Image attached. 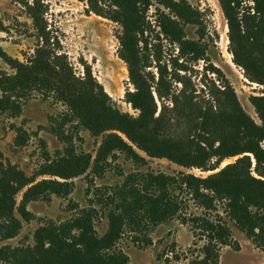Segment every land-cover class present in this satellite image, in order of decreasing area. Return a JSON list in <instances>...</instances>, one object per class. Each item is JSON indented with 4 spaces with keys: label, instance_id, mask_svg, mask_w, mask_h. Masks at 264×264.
Masks as SVG:
<instances>
[{
    "label": "rangeland",
    "instance_id": "374dc122",
    "mask_svg": "<svg viewBox=\"0 0 264 264\" xmlns=\"http://www.w3.org/2000/svg\"><path fill=\"white\" fill-rule=\"evenodd\" d=\"M28 1L41 7L51 47L39 42L24 7L9 0H0V22L6 27V31H0V46L12 58L32 64L27 75L30 80L49 82L54 87L44 85L26 95L18 117L0 112V179L13 178L15 171L21 173L15 177L23 176L22 183H27L15 195L14 215L22 222V229L15 238L0 242V247L10 246L13 251L32 249L38 230L68 222L79 209L90 206L99 211L95 226L99 236H104L110 231L109 210L99 201L94 205L90 201L110 195L119 198L126 194L131 198L128 189L140 194L148 174L185 173L206 179L228 166H236L231 173L233 183L239 184L250 176L264 182V141L254 137H264V122L251 101L259 99L258 107L264 115V0H187L193 10L201 13L206 37L200 38L197 26L181 22L184 44L167 37L160 28L158 10L170 14L169 10L156 3L146 10V19L153 27L147 49L144 42L140 44L150 55L142 75L151 84L157 105L155 116L164 112L160 129L136 124L129 128L107 114L93 98V92H100L98 83L110 97L113 109L133 118L140 113L126 98L127 92L135 89L127 63L120 57L124 26L113 17L112 10L117 7L112 1L94 6L88 0ZM134 22L131 18L130 25ZM192 42L207 45L205 59H196L191 53ZM233 51L240 65L234 63ZM36 57V62L43 59L49 64L50 71L44 72L36 65ZM159 67L164 86L168 85L170 96L174 95L173 101L172 97L161 98L156 91ZM0 71L15 74L1 58ZM64 96L71 98L76 108ZM81 117L93 129L82 125ZM202 123L206 137L198 141L193 131L186 138L193 124ZM14 128L27 133L28 140L21 148L15 145ZM63 135L66 139H61ZM241 136L248 139H238ZM119 140L132 146L144 162L137 164L114 149ZM171 141L177 144L171 152L161 149ZM246 148L251 151L225 156ZM206 152L220 155L204 162ZM45 170L48 173L42 175ZM44 181L73 184V191L64 198L48 188L32 190L30 196L37 199L28 202L27 210L33 219L26 221L18 208L25 194ZM124 186L126 193L121 192ZM246 190L264 207V194L257 193L254 186ZM180 197L187 204V214L221 219L231 230L232 243L221 247L220 264H264V249L229 218L225 201L216 203V211L206 212L197 208L185 192L180 191ZM124 222L117 249L128 255L130 264H192L202 256L206 239L179 217L141 234L132 232L126 219ZM145 238H150L152 245L145 247ZM136 239L141 240V245ZM158 256L162 259L158 260Z\"/></svg>",
    "mask_w": 264,
    "mask_h": 264
},
{
    "label": "trees",
    "instance_id": "16d2710c",
    "mask_svg": "<svg viewBox=\"0 0 264 264\" xmlns=\"http://www.w3.org/2000/svg\"><path fill=\"white\" fill-rule=\"evenodd\" d=\"M9 1L24 7L28 18L32 20L33 26L36 29V36L39 42H43L49 49L51 47V37L50 32L47 31V24L43 19L41 7H38V4L35 5L33 2L30 3L28 0ZM108 1L88 0V3L94 6ZM110 1L117 7V9L112 10L113 17L124 26V33L120 37V43L122 45L120 57L127 63L129 78L135 89L134 91H128L126 98L132 107L140 113L138 117L133 118L113 109L111 103L108 102L111 101L110 97L98 83L96 85L100 92H93V98L107 114L114 119L120 120V122H123L129 128H134V124H136L141 128L153 126L160 129L164 121V112H161L159 117L155 116L157 105L153 100L151 84L142 75L148 66L147 63L149 62L150 55L146 54L144 48L140 47V44L144 42L145 49H147V38L150 36L153 27V24L146 19V10L153 3L169 10L170 14L158 10L160 13L157 20L163 33L180 44L185 43L183 41L181 22L186 25L197 26L200 38L204 39L206 37L205 27L203 26L202 20H200L201 13L193 10L187 0ZM96 12L101 13L100 10H96ZM131 18L135 19L132 25H130ZM229 23L232 27L233 24L230 18ZM0 31H6L3 22H0ZM206 51L207 45L195 42L191 43V53L195 55L196 59H205ZM233 55L234 63L240 65L237 53L233 51ZM0 58L15 71V74L11 76L6 72L0 71V112L7 113L15 118L21 115L23 100L26 95L32 91L41 89L44 85L52 88L54 85L45 81L30 80L27 75L30 72L29 69H32V64L25 65L20 60L12 58L1 46ZM37 58H35V64L44 72L50 71L49 64L45 63L43 59L36 62ZM156 60L158 62L161 61L160 57L156 58ZM160 67V79L156 91L161 98L168 97L167 99H170L172 97L173 101L174 95L170 96L171 92L168 85L164 86L163 84L164 77ZM214 69L221 74L220 70L217 68ZM151 80L155 82L154 77ZM228 88L229 86L227 85ZM162 89L165 90L163 94L161 92ZM64 99L71 103L72 108H76V104L72 103L71 98L67 97ZM233 99L237 102L234 92ZM258 100V98H251L252 104L258 109L260 119L264 122V115L259 110ZM165 109L167 108L164 104ZM80 123L87 128L93 129L89 126L85 117H81ZM205 127L203 123L200 126L193 124L190 127V131L187 132L186 138L194 131V139L200 141V139L206 137L204 132ZM14 129L17 132L15 145L21 148L28 140L27 133L22 128ZM128 135L133 140L130 134ZM254 137L260 142L264 141L263 135H255ZM62 138L66 139V136L63 135L61 136ZM182 138L177 140L181 142L183 140ZM238 139L248 138L241 136ZM171 144L169 143V145L167 144L161 149L171 152L177 145L172 143V141ZM114 147V149L124 152L135 163L142 164L144 162V158L124 141L119 140L115 142ZM245 151L251 150L246 148L244 150L230 152L225 154V156H236ZM253 153L258 161V155L255 152ZM218 155L220 154L217 153L216 155L213 152H206L204 162ZM235 167L228 166L220 173L206 179L197 178L185 173H180L177 176H155L148 174L144 176L146 182L140 194L137 191L131 192V189H128L127 193H130L129 196L131 198L128 195L126 196V194L119 198H116L115 195H110L106 199L97 198L90 201L91 205L99 201L106 210H109L110 231L108 234L99 236L95 226L99 211L94 206L79 209L70 221L62 223L59 226L51 225L38 230L35 234L36 245L32 249L28 247L25 250L17 249L13 251L10 246L0 247V264H130L128 255L117 249L119 240L122 237V228L120 226L126 225L124 220H127V225L132 229V232L141 234L143 231L149 229V227L159 226L177 217L181 218L183 223L190 224L194 232L196 230L201 231V235L206 239V243L201 250L202 256L198 257L192 264H220L221 247L230 246L232 243L231 230L221 219L214 221L203 215L187 214V204L180 197V191L185 192L189 200L197 208L203 209L206 212L216 211V203L225 201L229 218L235 222L238 228L250 240L264 249V207L251 198L249 191L246 190V187L254 186L256 187L255 191L257 193L264 194V182L250 176L246 181L239 184L233 183L231 181V173L235 170ZM13 173L15 176L21 174L15 171ZM47 173L48 171L45 170L41 174L45 175ZM15 176L8 180H4L5 178L3 177L0 179V242L15 238L22 229V222L14 215L16 205L15 195L27 183L26 181L22 183V180H24L23 176L22 178L20 177L21 179H17ZM39 188H48L53 194L65 198L72 193L73 184L44 181L33 186L25 194L18 208L22 218L26 221L33 219V215L27 210V204L37 199L36 196H30V192L32 190H39ZM121 188H123L121 192L124 191L126 193V187ZM94 197L96 196L94 195ZM252 207H257V210H251ZM139 241L141 240H135L137 243ZM143 241L145 247L152 245L150 238H145ZM139 245L141 244L139 243ZM157 258L158 260L162 259L161 256Z\"/></svg>",
    "mask_w": 264,
    "mask_h": 264
}]
</instances>
